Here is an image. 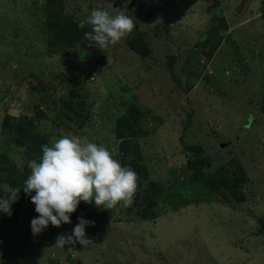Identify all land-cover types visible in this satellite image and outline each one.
Masks as SVG:
<instances>
[{"label": "rangeland", "instance_id": "rangeland-1", "mask_svg": "<svg viewBox=\"0 0 264 264\" xmlns=\"http://www.w3.org/2000/svg\"><path fill=\"white\" fill-rule=\"evenodd\" d=\"M115 8L132 33L103 52L80 43L93 9ZM53 20L78 38L54 41ZM62 135L131 166L133 203L81 201L33 236L27 165ZM12 188L0 264H264V0H0V197ZM80 217L91 242L57 246Z\"/></svg>", "mask_w": 264, "mask_h": 264}, {"label": "clouds", "instance_id": "clouds-1", "mask_svg": "<svg viewBox=\"0 0 264 264\" xmlns=\"http://www.w3.org/2000/svg\"><path fill=\"white\" fill-rule=\"evenodd\" d=\"M115 14L103 9H93L86 23L91 31L84 33L90 47L101 52L130 35L136 23L126 8H115ZM30 175L24 182L23 191L31 197L37 217L31 220L33 236L42 233L51 224L60 227L71 223L81 201L98 208L113 210L129 207L133 203L138 176L131 166H122L104 145H97L75 135H62L51 146L42 145L39 162H28ZM21 188H12L8 195L0 197V212L12 214L11 205L18 201ZM35 195H32V193ZM72 232L57 237V246H86L85 227L93 221L78 218Z\"/></svg>", "mask_w": 264, "mask_h": 264}, {"label": "trees", "instance_id": "trees-1", "mask_svg": "<svg viewBox=\"0 0 264 264\" xmlns=\"http://www.w3.org/2000/svg\"><path fill=\"white\" fill-rule=\"evenodd\" d=\"M50 2V1H49ZM65 23H61L60 21H56L53 20L48 24V28L50 29V31L52 32V34H54V41L58 42V43H64V44H68V43H72L75 41L76 38H80V43H81V39L86 42V40L84 38H82V36H75V32L78 29V26L74 25H69L71 23L67 22L66 20H64ZM127 43L129 44L128 46L132 49V52H134L135 54H137L138 56H141L142 54V50H141V43L139 40L136 39H129L127 40ZM126 120L124 117L117 119L116 123L118 126L121 125V121ZM248 123V120H247ZM184 151L191 153L193 157V159H186V166L188 169L192 170V174L197 175L198 177V171H199V162H201L200 158H198L197 156L201 153V148L197 145L195 146H184ZM209 182L211 181L210 178H208ZM7 220L4 219L2 220V223H0L1 228H4L5 234L8 233V237L11 236V232H9V228L10 226H14L15 223H12V221L10 220L11 223H6ZM9 221V220H8ZM264 225V224H263ZM264 227V226H263ZM4 248L0 247V250L2 251L1 255L4 256V258H6L7 252L6 250L3 251ZM4 258H0V263H2L4 260Z\"/></svg>", "mask_w": 264, "mask_h": 264}, {"label": "crops", "instance_id": "crops-1", "mask_svg": "<svg viewBox=\"0 0 264 264\" xmlns=\"http://www.w3.org/2000/svg\"><path fill=\"white\" fill-rule=\"evenodd\" d=\"M189 213V212H188Z\"/></svg>", "mask_w": 264, "mask_h": 264}]
</instances>
